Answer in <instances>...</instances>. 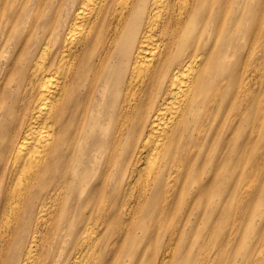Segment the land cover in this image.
<instances>
[{"label": "bare ground", "instance_id": "bare-ground-1", "mask_svg": "<svg viewBox=\"0 0 264 264\" xmlns=\"http://www.w3.org/2000/svg\"><path fill=\"white\" fill-rule=\"evenodd\" d=\"M254 202L264 0H0V264H264Z\"/></svg>", "mask_w": 264, "mask_h": 264}, {"label": "rangeland", "instance_id": "rangeland-1", "mask_svg": "<svg viewBox=\"0 0 264 264\" xmlns=\"http://www.w3.org/2000/svg\"><path fill=\"white\" fill-rule=\"evenodd\" d=\"M40 1L41 0H20V2H23L25 5V8L29 11L36 9V7L40 3ZM58 4L59 3L54 1L51 8L54 10L56 5L58 6ZM25 29L27 30L28 26ZM35 30H36L35 27L31 28V31H35ZM237 202H238V200L233 201L231 203V205L229 207H227V209L230 210V213H233L237 218L241 219V215H240L239 210H238V208L241 205H237ZM263 210H264V208L261 204H259V202H254L251 206H246V207L244 206V214H243L242 220L240 221V228L238 229L239 222L235 223V225H234V231L235 232H233V234H234V236L237 235V238H238V241L236 243L237 245H241V247H244V245H245L244 240L247 238L248 232L253 233L257 229V227L260 225V222L262 220V218L260 217V213ZM256 218L258 219L257 222L255 221ZM206 220H209V221L214 223L212 227H214L216 233H221L227 227V223L223 217L219 216L216 219L208 217ZM227 220H228L227 222H232L233 216L228 217ZM225 223H226V225H225ZM56 241H57V238L53 240L51 252L54 250Z\"/></svg>", "mask_w": 264, "mask_h": 264}]
</instances>
